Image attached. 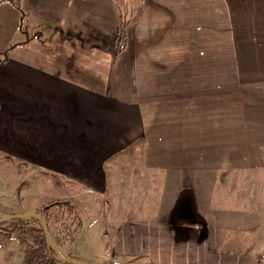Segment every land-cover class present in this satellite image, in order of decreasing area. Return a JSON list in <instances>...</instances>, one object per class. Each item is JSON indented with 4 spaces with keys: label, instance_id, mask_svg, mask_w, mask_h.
Wrapping results in <instances>:
<instances>
[{
    "label": "crops",
    "instance_id": "0c3cea01",
    "mask_svg": "<svg viewBox=\"0 0 264 264\" xmlns=\"http://www.w3.org/2000/svg\"><path fill=\"white\" fill-rule=\"evenodd\" d=\"M8 1L0 168L35 171L78 208L75 255L255 264L262 217L217 188L221 175L264 172V0ZM117 7L130 16L118 53ZM1 236L0 263L21 264Z\"/></svg>",
    "mask_w": 264,
    "mask_h": 264
},
{
    "label": "rangeland",
    "instance_id": "374dc122",
    "mask_svg": "<svg viewBox=\"0 0 264 264\" xmlns=\"http://www.w3.org/2000/svg\"><path fill=\"white\" fill-rule=\"evenodd\" d=\"M1 1L3 0H0V2ZM8 2H10V0ZM7 6L8 7H0V56L5 53V50L8 47L6 40L11 36L12 33L11 30L9 29V25L11 24V16L8 12L9 10L8 8L12 9V7L9 5ZM124 163H128V162H124ZM6 164L9 163L7 162ZM11 172L12 171H8L3 167L2 170L0 168V210L1 211L12 210L13 212H15V214L18 213L21 214L24 212L23 210L31 209L29 207L32 204L33 205L37 204L42 207L50 201L58 200V199H54L56 195L53 192L50 193L45 188H43V184L42 183L40 184L41 177H38L39 174H37L35 171L32 179L16 178L9 176ZM25 180H28V183L27 182L23 183V181ZM21 189H25L26 192H20ZM217 192H218L217 196H219V198L223 197L222 201L226 205L228 206L243 205L245 207L255 209L261 215L263 220V226L261 228V231L259 234L254 236L255 240L250 241L249 244L262 245L261 248L263 249H261L260 250L261 252L258 253V256L255 257V264H264V172L257 171V172L247 173L245 175H240L238 173L233 172L232 174L228 173L226 175H221L219 177V187L217 188ZM76 209L79 213L77 207ZM92 213L93 212L87 213L86 217L89 218L86 220V223H90L91 218H95V216H93ZM23 222L26 224H31L32 220L29 218H25L23 219ZM91 228H93V230H96L95 227H91ZM3 239L5 238L1 236L0 243L2 242ZM94 239L98 241L100 240V237L99 236L94 237ZM12 240L15 243H17L15 239ZM103 241L104 242L102 244L107 245V241L105 239ZM65 250L67 253L70 252L74 256H76L75 253L72 251V244H67ZM55 254L56 256L53 255L54 258L58 262L63 263V257L61 256V254L60 253L58 254L56 252ZM103 255L104 253H101L100 256L97 255V259L99 260V258H102L101 260H104ZM76 257L82 258L81 256H76ZM2 260H3L2 257H0V261ZM89 264H92V262L89 261Z\"/></svg>",
    "mask_w": 264,
    "mask_h": 264
},
{
    "label": "trees",
    "instance_id": "16d2710c",
    "mask_svg": "<svg viewBox=\"0 0 264 264\" xmlns=\"http://www.w3.org/2000/svg\"><path fill=\"white\" fill-rule=\"evenodd\" d=\"M13 2L12 0H10ZM117 9V33L115 37L116 52H120L126 44V29L130 16L126 7ZM45 222L51 241L65 250L67 244H72L83 228V222L75 205L63 199L53 200L34 211ZM31 224L23 220H13L0 223V234L15 239L20 246L21 264H69L60 263L52 246L48 243L43 226L34 218ZM66 251V250H65ZM70 259L84 260L72 253H67Z\"/></svg>",
    "mask_w": 264,
    "mask_h": 264
},
{
    "label": "water",
    "instance_id": "95a60500",
    "mask_svg": "<svg viewBox=\"0 0 264 264\" xmlns=\"http://www.w3.org/2000/svg\"><path fill=\"white\" fill-rule=\"evenodd\" d=\"M25 218H29V219L34 218L40 222V224L43 226V230H44V233L47 237L48 243L52 246L53 250L56 253L61 254V256L63 257V263L68 262L69 264H88V262H86L85 260L70 259V257L68 256V254L65 250L57 247L49 238L45 222L35 212L27 211V212H24L21 214H10V215H6V216H2V217H0V223L1 222H7V221H13V220H21V219L23 220Z\"/></svg>",
    "mask_w": 264,
    "mask_h": 264
}]
</instances>
